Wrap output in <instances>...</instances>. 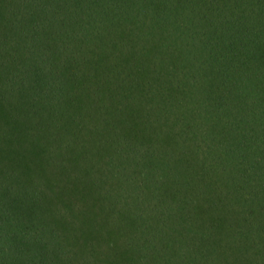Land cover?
<instances>
[{"label":"trees","instance_id":"16d2710c","mask_svg":"<svg viewBox=\"0 0 264 264\" xmlns=\"http://www.w3.org/2000/svg\"><path fill=\"white\" fill-rule=\"evenodd\" d=\"M0 264H264V0H0Z\"/></svg>","mask_w":264,"mask_h":264}]
</instances>
